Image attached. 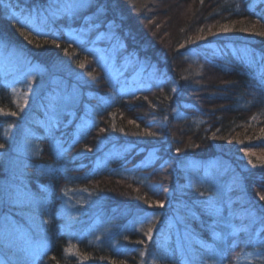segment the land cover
Masks as SVG:
<instances>
[{
	"label": "trees",
	"instance_id": "16d2710c",
	"mask_svg": "<svg viewBox=\"0 0 264 264\" xmlns=\"http://www.w3.org/2000/svg\"><path fill=\"white\" fill-rule=\"evenodd\" d=\"M91 1L90 9L77 14L63 11L54 0H0V39L44 68L33 78L41 86L25 85L29 92L12 109L0 106V185L12 178L34 195L50 191L53 210L64 190L78 187L102 197L110 212L154 211L157 216L128 233L115 230L108 235L115 241L111 246L70 238L50 224L53 243L37 264H140L143 251L153 250L156 227L165 217L159 212L171 195L187 205L184 222L207 242L218 230L213 205L226 196L237 205L242 194L253 228L228 242L224 264H236L250 250L264 255V158L258 154L264 150V0ZM95 7L104 9V16L93 28L82 16ZM18 12L21 18L34 13L36 18L21 22L13 17ZM225 26L229 31H222ZM102 31L110 33V41L94 39ZM115 41L123 43L116 48L118 63L136 55L157 64L164 79L144 89L119 90L98 48L107 50ZM57 80L80 87L76 113H87L86 103L93 106L86 114L90 126L74 142V125L47 130L41 123ZM7 90L0 87V102ZM25 131L40 148L14 165L18 138ZM58 138L68 146L67 160L54 154ZM108 138L110 145L129 148L111 161L115 169L92 172L99 144ZM152 151L153 162L139 168ZM79 152L84 154L69 159ZM190 160L201 161L202 167L214 162L218 172L208 171L210 167L204 182L187 187ZM11 214L18 219L15 211ZM149 227L154 232L150 238ZM117 244L123 248L117 250Z\"/></svg>",
	"mask_w": 264,
	"mask_h": 264
},
{
	"label": "rangeland",
	"instance_id": "374dc122",
	"mask_svg": "<svg viewBox=\"0 0 264 264\" xmlns=\"http://www.w3.org/2000/svg\"><path fill=\"white\" fill-rule=\"evenodd\" d=\"M54 1L62 5L63 11L77 14L87 11L93 5L91 0ZM35 14H24L21 18L18 12L13 14V17L21 22H29L36 18ZM103 16L104 9L95 7L87 16L82 17L84 22L88 21L89 26L92 25L94 28L102 23ZM107 33L102 31L94 39L110 41V33ZM122 45V42L115 41L107 50L98 46L102 63L119 90L131 92L144 89L164 79L165 74L159 73L157 64L139 59L136 55H126L123 60H119L122 62L118 63L116 48L119 50ZM42 69L44 68L40 64L26 58L16 47L0 39V87L8 88L0 102L1 108L12 109L19 104L20 99L29 92L25 85H33L34 75ZM35 84L41 86L39 82ZM88 96H91L90 93ZM81 98V89L77 84L70 85L66 81L57 80L53 102L45 112V118L41 120L42 126L48 130L52 126L58 127L59 124L64 127L74 125V130L71 129V141L79 139L91 124L86 114L93 110L92 104L86 103L87 113L81 115L76 113ZM37 104L43 106L41 101ZM33 120L38 121L36 118ZM3 131L6 132L5 129ZM32 135L28 131L21 132L16 148L19 156L15 158L17 162H14V165L18 164V160L36 155L38 152L39 142ZM110 143L109 138L101 140L98 147L100 156L92 172L114 168L110 165L111 161L122 158L129 148L126 144L116 146ZM67 148L68 146H64V140L60 138L54 142V154L57 158L67 160V156H70L66 155ZM82 154L84 152L73 154L69 159H76ZM258 154L264 158V150H260ZM1 157L0 154V159ZM155 158L156 154L150 152L138 167L148 165ZM209 164V167H202L201 161H188L187 168L191 172L188 173L186 186L199 185L204 182V175L208 171H217L214 162ZM48 167L51 172L54 171L51 166ZM59 168L64 169L65 164ZM225 169L226 167L222 168ZM4 181L0 185V264H37L53 243L51 234L47 232L50 224L51 230L66 232L70 238L87 239L90 243L111 246L115 245V241L108 235L115 230L119 229L122 235L137 230L142 224L153 221L157 216L154 211L131 212L123 209L110 212L105 208L107 202H104L102 197L93 191L78 187L64 190L60 195V202L53 210L50 205L53 203L50 191L46 196H38L32 194L29 187L26 191L25 188L21 189L20 184L13 183L12 178ZM215 181L217 182L216 179ZM219 184L217 182L216 185L221 187ZM241 186L238 185L239 189ZM229 197L231 198L232 194H229ZM237 200L240 201L237 205L229 204L226 196L213 205L212 212L213 217L218 220V230L206 242L199 231L184 222V211L190 212L187 205L176 201L171 195L166 209L159 212L165 217L160 221L161 228L156 227L159 234L156 236L153 250L149 253L143 251L145 258L140 264H224L223 257L228 242L240 236L241 231L250 232L254 224L249 211L243 206L244 196L239 194ZM5 205L8 209L4 208ZM11 211H15L18 219H15ZM151 235L154 236V232L149 238ZM115 247L117 250L123 248L120 244ZM236 264H264V255L261 250H250L245 252Z\"/></svg>",
	"mask_w": 264,
	"mask_h": 264
},
{
	"label": "snow or ice",
	"instance_id": "6c2138e0",
	"mask_svg": "<svg viewBox=\"0 0 264 264\" xmlns=\"http://www.w3.org/2000/svg\"><path fill=\"white\" fill-rule=\"evenodd\" d=\"M222 31H229V28L227 27V26H225V27H223L222 28ZM261 35H264V33H260ZM25 35L27 36V34L25 33ZM202 38V37H201ZM31 42V41H30ZM37 46H39V45H37ZM80 67L81 68H83V67H85V65L83 64V63H81L80 64ZM11 115H15L16 113H10ZM262 131V133H264V129H262L261 130ZM0 147H3V145H0ZM250 163H251V161H249ZM260 200H264V195H261L260 196ZM157 205H159V206H163V205H160L159 204V202L157 201V202H155ZM151 232H152V228L151 227H149L148 228V232L146 233V235H150L151 234Z\"/></svg>",
	"mask_w": 264,
	"mask_h": 264
},
{
	"label": "bare ground",
	"instance_id": "6f19581e",
	"mask_svg": "<svg viewBox=\"0 0 264 264\" xmlns=\"http://www.w3.org/2000/svg\"><path fill=\"white\" fill-rule=\"evenodd\" d=\"M204 166H206V167H207V166H210V164H209V163H207V164H204Z\"/></svg>",
	"mask_w": 264,
	"mask_h": 264
}]
</instances>
